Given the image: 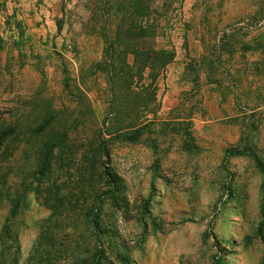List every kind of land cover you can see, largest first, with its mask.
I'll return each mask as SVG.
<instances>
[{
	"label": "rangeland",
	"instance_id": "obj_1",
	"mask_svg": "<svg viewBox=\"0 0 264 264\" xmlns=\"http://www.w3.org/2000/svg\"><path fill=\"white\" fill-rule=\"evenodd\" d=\"M132 1L0 0V119L12 129L6 184L12 192L30 180L39 189L26 194L18 216L21 259L50 218L52 230L73 229L68 245L47 247L48 256L58 255L52 264H80L68 254L82 257L95 243L79 204L92 205L99 195V224L116 232L99 238L102 264H264L262 176L246 151L224 153L245 147L264 163V0L139 2L154 34L135 42L164 50L169 61L158 71L118 33ZM110 37L121 41L115 46L121 56L111 60L124 82L115 102L118 131L102 135L104 155L97 129L111 103ZM50 116L43 133H32ZM130 125L139 126V135L127 141L120 132ZM56 128L67 131L62 140L50 137ZM187 131L196 148L187 149ZM50 142L46 172L27 176ZM85 155L118 176L114 199L104 195L109 183L96 163L93 188H78L89 168ZM47 193L61 204L59 213L43 204Z\"/></svg>",
	"mask_w": 264,
	"mask_h": 264
},
{
	"label": "trees",
	"instance_id": "obj_2",
	"mask_svg": "<svg viewBox=\"0 0 264 264\" xmlns=\"http://www.w3.org/2000/svg\"><path fill=\"white\" fill-rule=\"evenodd\" d=\"M109 2V0H106V2ZM143 0H135L132 2H128L127 5L128 7L131 6L133 10H131L129 16H127V20H129L128 26L127 23H125V26H123V23H121L118 26V33L120 35L122 34L124 38H126L129 41V48L131 51L136 52V53H145L147 57L145 58V61H148L147 64H150V66L153 67V70H157L159 68H162L169 60V58L166 56L167 54H163L164 50L163 49H145L142 50V48L139 47V44H136L135 41H137V37H143V35L146 34V36H149L150 34H154V30H152V26L149 25L147 22V11L143 12L142 7H139V2H142ZM145 1V0H144ZM144 3V2H143ZM144 7L148 8L147 3H144ZM108 5H111V0L108 3ZM130 8V9H131ZM137 11L139 12V18L137 19L136 17H133V12ZM144 15V20L141 23V18ZM134 19V20H131ZM138 20L136 23L134 21ZM151 27V30L150 27ZM135 30H139V34H135ZM150 31V32H149ZM121 43L120 40H117V38H107V56L110 58V73L108 74L109 80H108V87H109V101L111 102L109 105V109L107 110V117L101 121V127L97 129V133L100 136V141L97 143L99 149L97 151H102L104 155H107V150L105 146L106 140L104 138L102 139V135L104 134H112L115 135L116 132L118 131V124L117 121L119 119V112L117 110V106L115 102H117V98L119 97V92L121 90V87L123 86L122 83L124 82L123 78L117 74V72L114 71L113 63L112 60L113 57L121 56V50L116 46V44ZM148 56H152V60H146L148 59ZM144 62V61H143ZM142 64V63H141ZM140 66H143L142 64ZM146 64V65H147ZM156 73L153 74V77ZM132 77H134V74L128 73L127 74V83L125 86L129 87V85L132 84ZM53 118V116H50L48 118H43L41 119L38 124H36L32 128V133H43L42 131L49 125L50 120ZM106 122V123H105ZM78 122H74L71 125V129H76ZM59 128V127H58ZM56 128L53 132L58 130L56 133H52L50 137H58L55 134H58L59 137L57 140H62L63 136L66 135L67 131L64 129H58ZM130 129V130H129ZM128 130H123L120 132V136L122 139L127 140V141H132L137 136L139 135V126L135 125H130ZM8 132V129L4 126L2 123V119H0V209L5 207V212L3 214L2 220L0 222V264H29V260H32L30 264H52L58 255H52L48 256V248L50 249L51 247L58 246V245H63L66 243L68 245V242H65L64 240L66 238H70V232H73V229L70 230V232H63L62 229H56L53 226V230L51 229V223L54 222L52 219L47 218L46 219V224H40L38 227V232L37 235L33 241L32 244V250L28 254V258L26 259H21V253H20V246H19V241H18V216L27 208L28 204L27 202L23 201L25 200V196L27 193L32 192L37 194L39 192V189L37 188V185H32L30 180L28 182L20 181L15 184L14 190L12 189V192L9 190V186L6 184V176H7V171L5 169V164L6 160L8 157V152H7V147L5 146V140H6V135ZM73 131V130H71ZM106 131V132H105ZM185 135L187 137V140L190 141L188 142L187 149L190 147L196 148L197 146L191 141L190 134L189 132H185ZM51 141V140H50ZM54 143H49L48 147L45 148V150H42V156L40 160V164H37L36 162V157L34 160V164L32 167H30V172L28 173L27 176L31 175H43L46 171L43 170L45 167L44 164L47 163V159L45 156V151L46 149H50L54 147ZM97 147V148H98ZM104 148V150H103ZM244 151L252 158L254 161V165L257 168L258 172L262 176V181L260 183V186L262 189H264V163L263 161L258 157L255 151L241 147L238 148L236 146L228 147L224 150V153L226 156L232 155V154H241ZM37 156V155H36ZM44 156V157H43ZM88 158V171L84 172L83 175L79 178V181L77 182L78 188H81L83 185H88L90 188H93V186L90 184L91 181H93V167L94 164L96 163L99 167H101L99 174L103 178L105 177V181L109 183V186L107 184L106 192H104V195L106 196V193L111 199H114V191L117 189V184H118V176L114 173H112L108 165H106V162L100 161L96 156L95 158L93 156L89 157L85 155ZM43 164V166H42ZM37 181V178H36ZM38 182V181H37ZM109 188V190H107ZM48 193L46 196L43 198V204L49 207V209L53 211H58L59 206L61 204L56 203L55 201L48 199ZM104 197V196H103ZM97 195L95 198V201L93 202L92 205H83V203L79 204V210L83 209L82 213V224H83V229L89 230L90 234L89 237H93L95 247L88 253H86L82 257H76V254L71 252V254H68V257H72L73 263H76L77 261L80 264H102L101 259H102V247L100 246L101 241L99 238L102 236V234L107 233L108 235H113L116 233L113 229L110 227H102L99 224L98 218H97V210L99 208V205L102 202V198ZM67 211L71 210L70 204H66L64 206ZM61 219L66 221L67 226L71 227L70 224V216L67 215V213L63 214L61 216ZM75 240V238H74ZM48 247V248H47ZM66 247V246H64Z\"/></svg>",
	"mask_w": 264,
	"mask_h": 264
}]
</instances>
